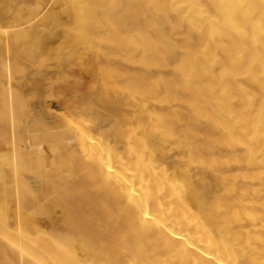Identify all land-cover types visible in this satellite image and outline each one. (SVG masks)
<instances>
[{
    "label": "bare ground",
    "instance_id": "6f19581e",
    "mask_svg": "<svg viewBox=\"0 0 264 264\" xmlns=\"http://www.w3.org/2000/svg\"><path fill=\"white\" fill-rule=\"evenodd\" d=\"M0 146V264H264V0H0Z\"/></svg>",
    "mask_w": 264,
    "mask_h": 264
},
{
    "label": "rangeland",
    "instance_id": "374dc122",
    "mask_svg": "<svg viewBox=\"0 0 264 264\" xmlns=\"http://www.w3.org/2000/svg\"><path fill=\"white\" fill-rule=\"evenodd\" d=\"M76 71H78L79 72V70L78 69H75ZM82 75H83V77H82V79L83 80H87V79H89L88 78V75H86L85 73H81ZM84 75H85V77H84ZM85 78H87V79H85ZM67 92V93H66ZM66 92H64V94H68L67 96H71L72 95V93H70L69 91H66ZM50 99V100H49ZM49 99H46V101L47 102H45V103H47V106H48V109H50V110H52L53 109V111H56L57 110V112L61 109V107H63L64 106V103L62 102V99L58 96V98H54V99H51V98H49ZM53 100H55V102L53 101ZM50 102V103H49ZM53 102V103H52ZM59 102V103H58ZM49 103V104H48ZM63 103V104H62ZM53 104V105H52ZM50 106H51V108H50ZM56 109V110H55ZM50 117V116H49ZM48 117V119L50 120V121H53V120H51L50 118ZM9 146V145H8ZM6 147V146H5ZM7 148V147H6ZM1 150H3V151H5L6 149L3 147V146H0V152H1ZM2 151V152H3Z\"/></svg>",
    "mask_w": 264,
    "mask_h": 264
}]
</instances>
